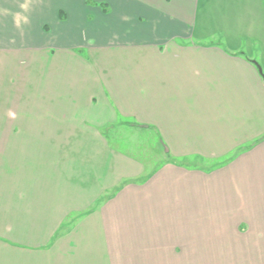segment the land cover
<instances>
[{"label": "crops", "instance_id": "1", "mask_svg": "<svg viewBox=\"0 0 264 264\" xmlns=\"http://www.w3.org/2000/svg\"><path fill=\"white\" fill-rule=\"evenodd\" d=\"M53 1L62 76L10 112L38 134L0 150V264H264V0ZM40 4L0 0V50L36 47L12 37ZM130 131L163 160L128 151Z\"/></svg>", "mask_w": 264, "mask_h": 264}, {"label": "rangeland", "instance_id": "2", "mask_svg": "<svg viewBox=\"0 0 264 264\" xmlns=\"http://www.w3.org/2000/svg\"><path fill=\"white\" fill-rule=\"evenodd\" d=\"M40 7L41 11H36L33 13V17L30 20L28 24V28H25L24 30H21L20 33H18V36L12 37V41L17 39H20V41H23L24 36H27L32 42L33 45L36 47H32L28 45L25 48L22 49H16V50H10V51H2L0 50V150L5 149L7 147V143L15 142L21 139H37L36 134L37 132L35 129H30L29 132H22V129H17L15 131H12V133L9 131L10 126H13L14 124H17L16 126L19 127L21 124H23L24 119L26 117H23L21 115L18 116L16 119H10V112L11 111H17L18 109L22 110L23 108V91H25V87L27 89L28 83H29V94L35 95L34 97H31V103L37 102V95L39 92V88H41V82L45 83L47 82L48 78H60V68L53 67V63L56 60V55L50 54V51L44 50L45 42L48 43V41L54 42V34L52 31L56 28L58 25V18L55 17L57 13L54 12L55 8L58 6V4L55 3L53 0H40ZM93 2L90 1V5H92ZM94 5V4H93ZM224 7H219L217 5H212L210 7V14H230L232 12H226L224 11ZM219 8V9H218ZM42 21H46L48 23V26L51 25L52 28H50L48 31L41 30L40 23ZM229 25V21H224V24ZM26 25V24H25ZM230 26V25H229ZM39 27V28H38ZM45 29V28H44ZM52 30V31H51ZM46 33H45V32ZM20 34V35H19ZM24 34V36H23ZM48 34V35H47ZM220 35L213 34L211 36H208L204 40H199L197 36H193V40H195L192 43L196 44H204V43H220ZM27 43V42H26ZM28 44V43H27ZM242 52L247 55V57H251L249 59L255 61L256 63L261 60V53L259 50L254 49H248L246 44L243 45ZM245 52H252V53H245ZM78 54L85 56V59L89 62L95 60L96 54L95 53H89L86 49H81L78 51ZM59 58V56H58ZM53 59V63L51 64V60ZM51 64V65H50ZM56 71V74L54 73ZM59 74H58V73ZM25 81H27L25 83ZM45 81V82H44ZM46 83L44 84V86ZM43 86V87H44ZM28 93V92H26ZM35 99V100H34ZM111 107L117 111L119 108L117 104L115 103L113 99H109ZM30 119V125L31 126H37V117H35V122ZM130 120H134L133 118H130ZM14 123L12 124V122ZM132 122V121H131ZM28 124V123H27ZM25 126V123L24 125ZM129 129V128H128ZM114 132V130L112 131ZM112 134V133H110ZM123 136L126 138L124 142H126V147L128 151H131L133 154H135L134 149L130 146L132 143L135 144V142L139 143L140 149H137V156H139L140 160L145 159L148 157L152 163H158L163 160V155L161 148H157L156 145L158 143V138L156 134H151V132H138V131H130V132H122ZM7 151V150H6ZM149 153H152V155H149ZM8 158L5 157V154L2 156L0 155V187L6 186V169L8 165ZM146 162V160H144ZM180 162H183L186 166L191 167H200V168H213L217 163L220 161H210L207 159L204 160H198L194 159V157L182 159Z\"/></svg>", "mask_w": 264, "mask_h": 264}, {"label": "trees", "instance_id": "3", "mask_svg": "<svg viewBox=\"0 0 264 264\" xmlns=\"http://www.w3.org/2000/svg\"><path fill=\"white\" fill-rule=\"evenodd\" d=\"M61 14H63V12H61ZM61 14H60V15H61ZM241 53H242V52H241Z\"/></svg>", "mask_w": 264, "mask_h": 264}]
</instances>
